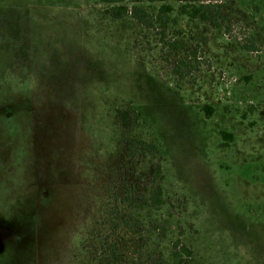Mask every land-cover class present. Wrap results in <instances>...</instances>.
Segmentation results:
<instances>
[{
    "label": "rangeland",
    "instance_id": "obj_1",
    "mask_svg": "<svg viewBox=\"0 0 264 264\" xmlns=\"http://www.w3.org/2000/svg\"><path fill=\"white\" fill-rule=\"evenodd\" d=\"M221 4L0 0V264H264V0Z\"/></svg>",
    "mask_w": 264,
    "mask_h": 264
},
{
    "label": "trees",
    "instance_id": "obj_2",
    "mask_svg": "<svg viewBox=\"0 0 264 264\" xmlns=\"http://www.w3.org/2000/svg\"><path fill=\"white\" fill-rule=\"evenodd\" d=\"M95 2L106 4V5H114V15L117 18H121L127 14L132 15L133 18H136L139 22L144 23L151 27L150 23H147L146 20L147 14L144 11V4H154L156 2H161L162 0H94ZM176 3H181L182 6L180 8L181 14L186 16L190 20H199L203 23L212 24L214 28H219L220 23L228 18L224 15V5L221 4L222 0H172ZM137 4L129 10V7L126 6L127 3ZM174 9L170 5H163L160 9V14H169L173 12ZM205 112L211 116L213 113V109L211 107H204ZM125 125L127 124V120L129 118V114L123 112L120 115ZM222 135L227 139L231 138L230 136L222 133ZM136 146L140 148L145 154L152 155L158 152V149L155 145L147 144L143 141H138L135 143ZM126 156H122L120 158L121 162L126 163ZM123 168V167H122ZM134 176V175H133ZM164 176L162 174V168L158 165L152 172L151 180L153 183L157 182L158 180H163ZM123 204L125 205L124 211L126 214L130 211L135 209L142 208V200L143 195L138 197L136 193V189L125 187V191H123ZM151 205L155 208L162 206L165 202L164 200V193L161 186H158L154 191L149 193ZM110 204V203H109ZM131 221L128 219L125 221V225L131 226ZM127 227V226H126ZM117 229L121 228V224L116 225ZM127 229V228H126ZM179 244V243H178ZM178 244L174 247L177 248ZM113 251V256L117 255V249L111 248ZM181 251L184 253L185 256L190 257L192 256V252L187 249L186 247L182 246ZM178 253L176 252L175 255Z\"/></svg>",
    "mask_w": 264,
    "mask_h": 264
}]
</instances>
